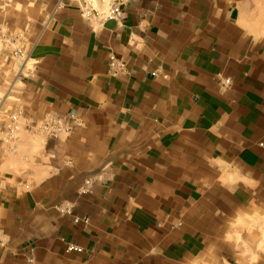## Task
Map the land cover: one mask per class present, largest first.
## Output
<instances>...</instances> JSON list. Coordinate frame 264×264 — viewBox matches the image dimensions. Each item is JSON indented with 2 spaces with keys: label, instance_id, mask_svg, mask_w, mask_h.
Wrapping results in <instances>:
<instances>
[{
  "label": "crops",
  "instance_id": "crops-1",
  "mask_svg": "<svg viewBox=\"0 0 264 264\" xmlns=\"http://www.w3.org/2000/svg\"><path fill=\"white\" fill-rule=\"evenodd\" d=\"M54 2L1 100L29 136L70 121L7 174L0 264H237L231 227L264 217V0Z\"/></svg>",
  "mask_w": 264,
  "mask_h": 264
},
{
  "label": "rangeland",
  "instance_id": "rangeland-1",
  "mask_svg": "<svg viewBox=\"0 0 264 264\" xmlns=\"http://www.w3.org/2000/svg\"><path fill=\"white\" fill-rule=\"evenodd\" d=\"M54 3V0H0V100L8 97L15 84L20 83L26 58L20 57L18 51L28 52L30 42L42 28ZM10 101L6 108H9ZM19 136L17 151L0 158V176L6 182H10L6 178L10 170L19 175L25 151H29L33 160L40 143L46 138L42 134L30 137L23 129ZM231 228L233 231L227 238L235 246L236 258L240 262L237 264H264V217L247 216L246 220L236 222Z\"/></svg>",
  "mask_w": 264,
  "mask_h": 264
},
{
  "label": "built area",
  "instance_id": "built-area-1",
  "mask_svg": "<svg viewBox=\"0 0 264 264\" xmlns=\"http://www.w3.org/2000/svg\"><path fill=\"white\" fill-rule=\"evenodd\" d=\"M71 0H56L57 8H61L69 3ZM139 0H112L108 9L102 12L96 9L89 1L83 0L80 7L82 16L88 22L99 21L103 22L109 19H121L124 15V8L132 2H138ZM20 57L28 58V54L22 50L18 51ZM109 67L114 76H119L121 73L126 71V64L122 62L115 56H111L109 59ZM226 85L230 84V81H225ZM68 118H63L58 115H49L44 118V120L37 125L35 133L42 134L46 137L57 138L60 134L67 131V125L69 124ZM23 118L19 111L12 112L10 114H5L3 111V102L0 101V141L4 146L5 150L12 154L18 149L17 143L20 139L19 133L23 129ZM92 182L87 181L83 193L89 192V187ZM5 187V181L0 176V193ZM28 188V187H27ZM66 215L72 216V211L70 209L65 210ZM76 224L83 223L87 225L89 223L88 219L85 218H74ZM68 253H82L83 249L75 244L67 245ZM34 250H30V256L27 261L31 263L33 261Z\"/></svg>",
  "mask_w": 264,
  "mask_h": 264
}]
</instances>
